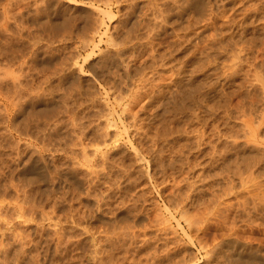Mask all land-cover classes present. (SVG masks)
I'll use <instances>...</instances> for the list:
<instances>
[{"label": "rangeland", "instance_id": "rangeland-1", "mask_svg": "<svg viewBox=\"0 0 264 264\" xmlns=\"http://www.w3.org/2000/svg\"><path fill=\"white\" fill-rule=\"evenodd\" d=\"M0 69V264H264V0H0Z\"/></svg>", "mask_w": 264, "mask_h": 264}, {"label": "bare ground", "instance_id": "bare-ground-1", "mask_svg": "<svg viewBox=\"0 0 264 264\" xmlns=\"http://www.w3.org/2000/svg\"><path fill=\"white\" fill-rule=\"evenodd\" d=\"M87 1V0H86ZM150 1V0H149ZM47 2V1H46ZM118 2V1H117ZM109 6V5H108ZM177 11V10H176ZM100 12V11H99ZM144 13V12H143ZM167 13V12H166ZM109 15H111V13H108ZM103 15V14H102ZM170 16V15H169ZM98 20V19H97ZM147 28V27H146ZM148 29V28H147ZM150 34V33H149ZM202 34V33H201ZM200 34V35H201ZM104 35V34H103ZM149 36V35H148ZM197 36V35H196ZM87 38V37H86ZM86 40V39H85ZM129 40V39H128ZM184 40V39H183ZM125 41V40H124ZM189 41V40H188ZM100 42V41H99ZM117 43V42H116ZM100 44V43H99ZM118 44V43H117ZM123 44V43H122ZM125 44V43H124ZM116 45V44H115ZM120 45V44H119ZM171 45V44H170ZM95 47V46H94ZM201 47V46H200ZM216 49V48H215ZM168 53V52H167ZM208 53V52H207ZM237 54V53H236ZM79 55V54H78ZM80 56V55H79ZM230 56V55H229ZM209 60V59H208ZM159 61V60H158ZM214 63V62H213ZM228 63V62H227ZM238 64V63H237ZM4 65V64H3ZM13 66V65H12ZM7 67V66H6ZM1 70V69H0ZM194 72V71H193ZM229 72V71H228ZM4 74V73H3ZM12 74V73H11ZM128 74V73H127ZM130 74V73H129ZM5 75V74H4ZM7 75V74H6ZM5 75V76H6ZM10 75V74H9ZM166 75V74H165ZM190 75V74H189ZM4 76V77H5ZM195 76V75H194ZM226 76V75H225ZM2 78V77H1ZM0 78V79H1ZM9 79V78H8ZM177 79V78H176ZM258 79V78H257ZM260 80V79H259ZM2 81V80H1ZM230 82V81H229ZM76 83V82H75ZM206 84V83H205ZM260 84V83H259ZM258 84V85H259ZM49 85V84H48ZM77 85V84H76ZM186 85V84H185ZM15 86V85H14ZM20 86V85H19ZM28 86V85H27ZM24 88V87H23ZM142 88V87H141ZM139 89V88H138ZM203 89V88H202ZM86 90V89H85ZM203 91V90H202ZM1 92V91H0ZM11 92V91H10ZM188 92V91H187ZM19 93V92H18ZM190 93V92H189ZM2 94H4V93H2ZM6 94V93H5ZM139 95V94H138ZM188 95V94H187ZM2 96V95H1ZM13 96V95H12ZM178 96V95H177ZM5 97V96H4ZM7 97V96H6ZM5 97V98H6ZM15 97V96H14ZM194 97V96H193ZM67 99V98H66ZM136 99V98H135ZM138 99V98H137ZM6 100H7V98H6ZM8 100H10V99H8ZM120 100V99H119ZM131 100V99H130ZM21 101V100H20ZM6 102V101H5ZM10 102V101H9ZM129 102V101H128ZM18 103V102H17ZM143 103V102H142ZM14 104H15V102H14ZM13 104V105H14ZM239 104V103H238ZM56 105V104H55ZM95 105V104H94ZM184 105V104H183ZM55 107V106H54ZM237 109V108H236ZM55 110V109H54ZM136 112V111H135ZM67 113V112H66ZM226 113V112H225ZM228 113V112H227ZM232 113V112H231ZM247 113V112H246ZM72 115V114H71ZM262 116V115H261ZM264 116V115H263ZM262 116V117H263ZM39 117V116H38ZM82 118H84V117H82ZM231 118V117H230ZM29 119H30V117H29ZM250 119V118H249ZM261 120V119H260ZM81 122V121H80ZM140 123V122H139ZM73 124V123H72ZM85 124V123H84ZM46 125V124H45ZM106 126V125H105ZM261 126V125H260ZM66 127V126H65ZM100 127V126H99ZM108 127H110L109 125H108ZM140 127H142L141 125H140ZM243 127V126H242ZM244 127H245V125H244ZM247 127V126H246ZM254 127H255V125H254ZM61 128V127H60ZM91 128V127H90ZM44 129V128H43ZM59 129V128H58ZM144 129V128H143ZM93 130V129H92ZM103 130V129H102ZM106 130V129H105ZM110 131V130H109ZM196 131V130H195ZM179 132V131H178ZM253 132V131H252ZM54 133V132H53ZM105 133V132H104ZM255 133V132H254ZM100 134V133H99ZM102 134V133H101ZM184 134V133H183ZM50 135V134H49ZM172 135V134H171ZM170 135V136H171ZM243 135V134H242ZM252 135V134H251ZM255 135V134H254ZM46 136V135H45ZM52 136V135H51ZM230 136V135H229ZM82 137V136H81ZM103 137H104V135H103ZM240 138V137H239ZM253 138V137H252ZM46 139V138H45ZM60 139V138H59ZM223 139V138H222ZM225 139V138H224ZM250 139V138H249ZM48 140V139H47ZM50 140V139H49ZM56 140V139H55ZM71 140V139H70ZM106 140V139H105ZM109 141V140H108ZM233 141H234V139H233ZM232 141V142H233ZM42 142V141H41ZM46 142V141H45ZM209 142V141H208ZM252 142V141H251ZM253 143H254V141H253ZM67 144V143H66ZM80 144V143H79ZM216 144V143H215ZM47 145V144H46ZM249 145H251V144H249ZM28 146V145H27ZM72 146V145H71ZM200 146V145H199ZM260 146V145H259ZM34 147V146H33ZM56 147V146H55ZM44 148V147H43ZM74 148V147H73ZM101 148V147H100ZM255 148H256V146H255ZM54 149V148H53ZM84 149V148H83ZM96 149V148H95ZM166 149V148H165ZM36 150V149H35ZM138 151V150H137ZM243 151V150H242ZM109 152V151H108ZM74 153V152H73ZM132 154V153H131ZM217 154V153H216ZM181 155V154H180ZM233 155V154H232ZM258 155V154H257ZM83 158V157H82ZM238 158V157H237ZM25 160V159H24ZM214 161V160H213ZM123 163V162H122ZM245 164V163H244ZM233 165V164H232ZM53 166V165H52ZM84 167V166H83ZM93 168V167H92ZM249 168V167H248ZM86 169H88V168H86ZM89 170V169H88ZM110 170V169H109ZM179 170V169H178ZM217 170V169H216ZM127 171V170H126ZM252 171V170H251ZM103 172V171H102ZM262 172H263V170H262ZM107 173V172H106ZM234 174V173H233ZM92 175V174H91ZM258 176V175H257ZM261 176V175H260ZM67 177V176H66ZM89 178V177H88ZM245 179H246V177H245ZM52 180H54V179H52ZM227 181V180H226ZM255 181V180H254ZM247 182V181H246ZM261 182V181H260ZM264 182V181H263ZM228 183V182H227ZM230 183V182H229ZM177 184V183H176ZM172 185V184H171ZM203 185V184H202ZM229 185V184H228ZM232 185V184H231ZM19 186V185H18ZM32 188V187H31ZM50 190V189H49ZM245 191V190H244ZM62 192V191H61ZM184 192V191H183ZM50 194V193H49ZM87 194V193H86ZM216 194V193H215ZM89 195V194H88ZM213 195V194H212ZM27 196V195H26ZM31 196V195H30ZM87 196V195H86ZM259 196V195H258ZM79 197V196H78ZM232 198V197H231ZM244 198V197H243ZM183 199V198H182ZM230 199V198H229ZM250 199V198H249ZM98 200V199H97ZM210 200V199H209ZM80 201V200H79ZM214 201V200H213ZM20 202V201H19ZM34 202V201H33ZM182 202V201H181ZM232 202V201H231ZM21 203V202H20ZM245 203V202H244ZM255 203V202H254ZM95 204V203H94ZM210 204V203H209ZM228 204V203H227ZM264 205V204H263ZM25 206V205H24ZM215 207V206H214ZM23 208V207H22ZM28 208V207H27ZM42 208V207H41ZM95 208V207H94ZM212 208V207H211ZM54 209V208H53ZM220 209V208H219ZM255 209V208H254ZM44 210V209H43ZM213 210V209H212ZM217 210V209H216ZM27 211V210H26ZM53 211V210H52ZM24 212V211H23ZM75 212V211H74ZM45 213V212H44ZM203 213V212H202ZM207 213V212H206ZM211 213V212H210ZM53 214V213H52ZM40 215V214H39ZM196 215V214H195ZM200 215V214H199ZM216 215V214H215ZM19 216V215H18ZM26 216V215H25ZM31 216H32V214H31ZM49 216V215H48ZM63 217V216H62ZM30 218V217H29ZM49 218V217H48ZM64 218V217H63ZM210 218V217H209ZM246 218V217H245ZM55 219V218H54ZM71 219V218H70ZM161 219V218H160ZM163 219V218H162ZM251 219V218H250ZM68 221V220H67ZM168 221V220H167ZM59 222V221H58ZM231 222V221H230ZM164 223H165V221H164ZM117 224V223H116ZM231 224V223H230ZM236 224V223H235ZM238 224V223H237ZM242 224V223H241ZM222 225V224H221ZM251 225V224H250ZM122 226V225H121ZM236 226V225H235ZM127 227V226H126ZM167 227V226H166ZM55 228V227H54ZM125 228V227H124ZM136 228V227H135ZM143 228V227H142ZM120 229V228H119ZM163 229V228H162ZM173 229V228H172ZM81 230V229H80ZM113 230V229H112ZM114 231V230H113ZM118 231V230H117ZM129 232V231H128ZM176 232V231H175ZM72 233V232H71ZM105 233V232H104ZM223 233V232H222ZM61 235V234H60ZM115 235V234H114ZM228 235V234H227ZM228 238V237H227ZM66 239H67V237H66ZM79 240V239H78ZM99 240V239H98ZM132 241V240H131ZM91 242H92V240H91ZM68 243V242H67ZM2 244V243H1ZM58 244H59V242H58ZM65 244V243H64ZM2 246V245H1ZM61 246V245H60ZM64 246V245H63ZM218 246V245H217ZM47 248V247H46ZM53 248V247H52ZM64 248V247H63ZM102 248V247H101ZM167 248V247H166ZM210 248V247H209ZM19 249V248H18ZM66 249V248H65ZM88 249V248H87ZM103 251V250H102ZM253 251V250H252ZM95 253V252H94ZM90 254V253H89ZM56 255H57V253H56ZM104 256V255H103ZM10 258V257H9ZM153 258V257H152ZM44 261V260H43ZM74 262V261H73ZM81 262V261H80ZM103 263V262H102ZM258 264V263H257Z\"/></svg>", "mask_w": 264, "mask_h": 264}]
</instances>
